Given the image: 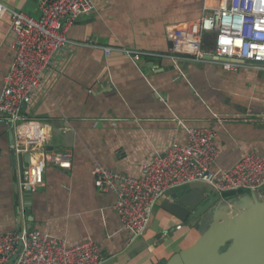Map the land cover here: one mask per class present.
I'll return each mask as SVG.
<instances>
[{
	"label": "crops",
	"instance_id": "crops-1",
	"mask_svg": "<svg viewBox=\"0 0 264 264\" xmlns=\"http://www.w3.org/2000/svg\"><path fill=\"white\" fill-rule=\"evenodd\" d=\"M41 1L0 3L38 17ZM212 1L94 0L93 11L68 26L67 41L53 55L21 114L42 124L46 152H69L71 167L46 164L43 184L31 191L27 215L23 172L28 160L41 153L11 154L13 131L0 111V232L20 226V231L41 230L68 244L91 239L106 262L124 255L135 240L119 222L115 194L96 186L95 166L138 174L141 162L152 154L174 140H186L180 122L211 127L219 152L213 170L228 168L244 152L264 151V69L242 61L239 69L226 70L212 59L175 62L168 56L167 29L199 17ZM211 38L212 33L205 34V48ZM13 41L10 16L3 13L0 92ZM105 48L111 51L106 54ZM125 49L156 55L133 60ZM189 188L212 192L203 181L170 190L155 204L148 227L138 237L152 244L111 264H166L193 243L211 216L201 225L182 224L161 206L175 191Z\"/></svg>",
	"mask_w": 264,
	"mask_h": 264
},
{
	"label": "built area",
	"instance_id": "built-area-1",
	"mask_svg": "<svg viewBox=\"0 0 264 264\" xmlns=\"http://www.w3.org/2000/svg\"><path fill=\"white\" fill-rule=\"evenodd\" d=\"M93 9L94 0H42L39 16L34 17L0 3V15L9 14L14 33L13 55L0 92V111L13 131L15 152L41 153L23 172L24 189L30 186L34 191L43 184V172L49 162L62 169L71 167L69 152H46L42 124L24 117L21 109L31 101L53 55L67 41L68 26ZM183 24L166 32L171 43L168 56L173 61L212 59L226 70H237L242 61H247L264 69V0H214L199 17ZM206 33H212L209 48L204 46ZM105 51L108 54L111 48ZM124 52L133 60L144 54L156 55L134 49ZM180 74L183 75L181 70ZM180 125L186 140H174L162 152L152 154L141 162L136 175L101 166L93 168L96 186L115 194L119 222L133 240L145 232L155 204L174 188L203 181L223 196L224 192L240 189L256 192L264 186V151L244 152L228 168L213 170L211 166L219 152L211 127L185 122ZM104 261L101 247L91 239L68 244L63 238L37 229L0 232V264H102Z\"/></svg>",
	"mask_w": 264,
	"mask_h": 264
},
{
	"label": "water",
	"instance_id": "water-1",
	"mask_svg": "<svg viewBox=\"0 0 264 264\" xmlns=\"http://www.w3.org/2000/svg\"><path fill=\"white\" fill-rule=\"evenodd\" d=\"M11 154H16L14 146ZM261 193H264V186L257 192L225 199L213 191L208 194L206 188L172 193L161 206L182 224L201 225L208 216L212 220L193 243L173 254L166 264H264V199L259 196ZM30 194V186H26L24 200L29 216ZM150 244L151 241L137 238L124 255L102 264L120 262L125 257L128 260ZM19 249L20 243L17 252Z\"/></svg>",
	"mask_w": 264,
	"mask_h": 264
},
{
	"label": "trees",
	"instance_id": "trees-1",
	"mask_svg": "<svg viewBox=\"0 0 264 264\" xmlns=\"http://www.w3.org/2000/svg\"><path fill=\"white\" fill-rule=\"evenodd\" d=\"M249 192L248 190H244V189H240V190H237V191H227V192H224V196L225 197H233V196H237L239 194H244V193H247Z\"/></svg>",
	"mask_w": 264,
	"mask_h": 264
},
{
	"label": "rangeland",
	"instance_id": "rangeland-1",
	"mask_svg": "<svg viewBox=\"0 0 264 264\" xmlns=\"http://www.w3.org/2000/svg\"><path fill=\"white\" fill-rule=\"evenodd\" d=\"M178 62V61H177ZM257 192V191H256ZM264 194V193H263ZM261 198H263L264 199V196L263 197H261Z\"/></svg>",
	"mask_w": 264,
	"mask_h": 264
}]
</instances>
